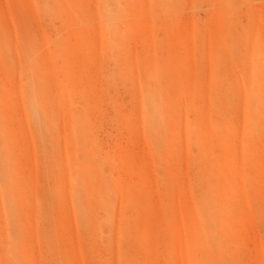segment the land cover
Listing matches in <instances>:
<instances>
[{
    "label": "rangeland",
    "instance_id": "obj_1",
    "mask_svg": "<svg viewBox=\"0 0 264 264\" xmlns=\"http://www.w3.org/2000/svg\"><path fill=\"white\" fill-rule=\"evenodd\" d=\"M0 264H264V0H0Z\"/></svg>",
    "mask_w": 264,
    "mask_h": 264
}]
</instances>
